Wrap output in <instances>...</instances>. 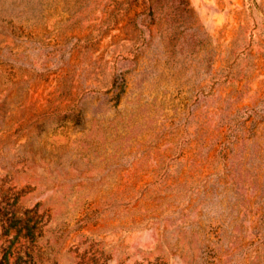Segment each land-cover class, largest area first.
Returning <instances> with one entry per match:
<instances>
[{"label":"rangeland","instance_id":"obj_1","mask_svg":"<svg viewBox=\"0 0 264 264\" xmlns=\"http://www.w3.org/2000/svg\"><path fill=\"white\" fill-rule=\"evenodd\" d=\"M0 264H264V0H0Z\"/></svg>","mask_w":264,"mask_h":264}]
</instances>
